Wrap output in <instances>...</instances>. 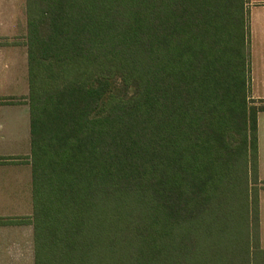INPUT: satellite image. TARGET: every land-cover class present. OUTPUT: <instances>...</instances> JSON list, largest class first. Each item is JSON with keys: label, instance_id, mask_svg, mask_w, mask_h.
Returning a JSON list of instances; mask_svg holds the SVG:
<instances>
[{"label": "trees", "instance_id": "16d2710c", "mask_svg": "<svg viewBox=\"0 0 264 264\" xmlns=\"http://www.w3.org/2000/svg\"><path fill=\"white\" fill-rule=\"evenodd\" d=\"M247 2L26 0L34 264H264Z\"/></svg>", "mask_w": 264, "mask_h": 264}, {"label": "crops", "instance_id": "0c3cea01", "mask_svg": "<svg viewBox=\"0 0 264 264\" xmlns=\"http://www.w3.org/2000/svg\"><path fill=\"white\" fill-rule=\"evenodd\" d=\"M249 94L264 101V0H248ZM26 0H0V264H34ZM262 115V116H261ZM258 179L264 184V111L257 113ZM261 184V185H262ZM264 249V185L256 201Z\"/></svg>", "mask_w": 264, "mask_h": 264}, {"label": "rangeland", "instance_id": "374dc122", "mask_svg": "<svg viewBox=\"0 0 264 264\" xmlns=\"http://www.w3.org/2000/svg\"><path fill=\"white\" fill-rule=\"evenodd\" d=\"M248 7V6H247ZM248 20H249V16H248ZM251 99V98H250ZM252 100V99H251ZM255 101V100H254ZM255 102H259V101H255ZM262 116V115H261ZM259 180V179H258ZM262 182L261 181H258V184L256 185L257 186V188H258V192H259V188H260V186H262V185H264V184H262ZM252 185H250V187H251ZM253 186H255V184L253 185Z\"/></svg>", "mask_w": 264, "mask_h": 264}]
</instances>
